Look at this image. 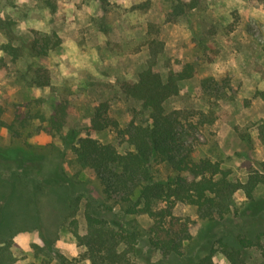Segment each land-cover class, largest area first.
<instances>
[{
    "label": "rangeland",
    "instance_id": "1",
    "mask_svg": "<svg viewBox=\"0 0 264 264\" xmlns=\"http://www.w3.org/2000/svg\"><path fill=\"white\" fill-rule=\"evenodd\" d=\"M172 3L177 4V0H107L104 7L97 0H0V149H20L41 156L34 167L36 176L59 166L78 182V202L71 200L66 209L58 194L33 186L24 175L17 174L20 171L15 165L0 161V179L7 181L5 193L23 198L26 203L19 213L26 218L36 207L45 220L49 243L41 240L37 230H24L25 222H18L0 238V243L9 241L14 264H89L69 222L75 220L78 233H84L85 202L87 198L100 201L103 195L92 171L76 165L62 137L73 141L72 132H76L75 137L88 134L114 146L120 154L130 149L109 128L90 131L89 122L99 103H106L107 117L120 129L127 126L134 112H139L137 121L146 117L140 103L122 94L120 84L137 80L148 67V23L158 22L157 38L163 42L152 67L154 72L166 78L169 70L177 72L185 64L193 65L192 77L178 83V94L164 102V110L212 109L216 114L215 121L198 135L195 157L219 161L243 183L253 173L264 176V143L258 130V124H264V100L255 95L264 92V0H198L175 23H165ZM45 38H49L45 53L29 49L37 39L40 48ZM6 44L15 51H5L2 46ZM36 67L49 72V86L34 85ZM205 78H213L216 88L227 92L214 106L207 103L201 90ZM59 104L67 106L64 128L60 134L47 133V120ZM11 124L17 135L7 129ZM157 170L162 177L167 173L163 166ZM61 192L67 196V190ZM254 197L264 198V184L254 191ZM245 201L242 191L234 194L235 207ZM108 204L116 215L121 214L118 205ZM173 213L193 221L191 239L183 248L185 261L166 264H197L216 237L244 227L235 214L232 223L199 220L193 206L181 203L174 206ZM127 220L135 221L140 230L150 225L146 215ZM259 231L261 247L247 249L245 264H264V225ZM159 259L155 255L152 261ZM212 260L226 264L218 250Z\"/></svg>",
    "mask_w": 264,
    "mask_h": 264
},
{
    "label": "trees",
    "instance_id": "2",
    "mask_svg": "<svg viewBox=\"0 0 264 264\" xmlns=\"http://www.w3.org/2000/svg\"><path fill=\"white\" fill-rule=\"evenodd\" d=\"M97 1L101 7L107 3V0ZM197 2L188 0L185 4L177 0V4L172 3L165 23H175L187 9H193ZM157 26L158 22L147 25L148 67L137 75V80L120 84L122 94L140 103L146 117L137 121L139 112H134L127 126L120 129L115 121L107 117L106 103H99L94 106L89 122L90 131L109 128L130 149L120 154L114 146L103 144L88 134L75 137L76 132H72L73 141L66 135L62 137L63 143H68L76 165L92 171L103 195L100 201L87 198L84 233H78L73 219L69 227L78 246L83 247V256L89 264L179 263L185 261L183 248L191 239L193 221L188 217L174 215L173 209L177 203L193 206L197 219L216 224L228 220L232 223L231 217L235 214L242 220V230L225 232L216 237L208 246V253L197 264H215L212 255L216 250L224 256L226 264H245L247 249L261 247L262 232L259 227L264 225V198L254 197V191L264 184V176L256 172L243 183L219 161L209 156L195 157L198 135L215 121L216 114L212 109L207 112L195 109L164 110V102L178 94V83L192 77L193 65L185 64L177 72L169 70L166 78L152 70L163 49V42L157 38ZM37 40L29 44V49L34 53H45L49 47V38L42 40L40 48ZM2 47L10 53L15 51L10 44ZM33 74L34 85H50L46 69L36 67ZM216 84L213 78L201 81L203 96L211 106L215 105V101L224 99L227 93L226 90L216 88ZM255 95L264 100V92H256ZM66 118L67 106L57 105L44 130L60 134ZM258 125L261 133L259 139L264 143V124ZM7 129L17 135L13 124L7 126ZM41 159L39 155L20 149H0L1 162L15 165L20 171L17 174L24 175V179L33 182V186L58 194L63 206L69 209L73 199L78 202L77 177L66 176L59 166L52 167L44 175L36 176L34 167ZM159 166L167 170L164 177L158 175ZM6 184L7 181L0 179V238L18 222H25L22 229L37 230L41 240L49 245L45 236V220L37 214L36 207L27 218L24 213L20 214L26 202L21 196L5 193ZM62 190H67V196L62 195ZM238 191H242L246 199L241 207L234 206V194ZM109 202L120 207V215H116ZM135 215L148 217L150 225L146 230H140L137 223L134 224L135 221L127 220V217ZM62 221L64 223L66 218ZM142 242L146 247L144 252ZM155 255L160 256L157 262L152 261ZM262 256L264 258V248ZM57 257L59 261L64 260L62 256ZM14 263L10 243L5 239L0 243V264Z\"/></svg>",
    "mask_w": 264,
    "mask_h": 264
}]
</instances>
